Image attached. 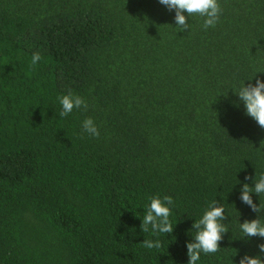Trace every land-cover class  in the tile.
Returning <instances> with one entry per match:
<instances>
[{
  "label": "trees",
  "instance_id": "trees-1",
  "mask_svg": "<svg viewBox=\"0 0 264 264\" xmlns=\"http://www.w3.org/2000/svg\"><path fill=\"white\" fill-rule=\"evenodd\" d=\"M219 3L215 28L182 32L158 0H0V264H188L216 199L229 232L200 264L258 253L239 195L264 173V128L233 88L264 80V0ZM70 91L88 109L60 118ZM156 196L174 200L171 235L141 231Z\"/></svg>",
  "mask_w": 264,
  "mask_h": 264
},
{
  "label": "clouds",
  "instance_id": "clouds-1",
  "mask_svg": "<svg viewBox=\"0 0 264 264\" xmlns=\"http://www.w3.org/2000/svg\"><path fill=\"white\" fill-rule=\"evenodd\" d=\"M159 4L164 6L169 12H174L175 27L182 32L189 31L191 25L189 20L193 16L203 18V29L215 28L220 21L222 8L219 0H158ZM187 13V15H185ZM42 56L39 52L31 55V66L35 67L41 62ZM257 76V75H256ZM250 78L234 86L233 92L238 97L236 106L243 105L245 115L254 120L258 126L264 128V80ZM254 80V83L252 82ZM60 105L58 113L60 118H66L74 110H87L88 103L80 95L73 92L62 94L57 97ZM82 132L90 137L99 138L100 128L96 121L89 117L82 121ZM252 179V178H246ZM242 182L239 180L238 184ZM237 184V185H238ZM253 195L259 198V204L254 202ZM261 196H264V173L255 175L252 184L244 182L240 189L239 199L248 206L252 212L257 214L256 219L239 221V231L243 234L244 240L250 241L256 237L264 239V203L261 202ZM174 200L171 196H165L161 199L159 196L151 197L150 202L145 205L144 214L141 220L142 233L149 231L153 236L161 234L171 235L175 228L172 216V206ZM225 207L217 199L209 204L199 220L193 224L195 236L192 242L187 243L188 264H200L201 255L215 254L220 251V242L225 234L229 232L226 227L227 219ZM146 249H160L162 247L159 239H144L141 243ZM258 253L255 256L245 254L239 259V264H264V243L257 245Z\"/></svg>",
  "mask_w": 264,
  "mask_h": 264
}]
</instances>
